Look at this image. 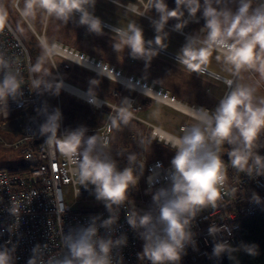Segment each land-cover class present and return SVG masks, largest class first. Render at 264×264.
Instances as JSON below:
<instances>
[{"label": "clouds", "instance_id": "9594fccd", "mask_svg": "<svg viewBox=\"0 0 264 264\" xmlns=\"http://www.w3.org/2000/svg\"><path fill=\"white\" fill-rule=\"evenodd\" d=\"M112 2L116 7L120 6L117 0ZM96 3L97 0H26L25 7L29 12L39 8L65 25L73 22L76 26L85 27L89 34L101 36L107 25L95 15ZM145 8V12L136 14L149 18L154 38L145 39L144 30L137 22L129 23L126 28L109 27L116 37L112 44L116 52L121 50L119 45H122L124 50H129L133 60H143L147 68L161 51L168 48L166 41L170 33L166 29L169 21H176L172 31L183 34L190 23L203 20L198 32L185 36V43L176 53L178 65L189 72L203 74L210 57L216 53V60L222 59L225 65L230 66L233 76L239 77L245 69H256L264 76V0L255 7L252 0H175L174 8H169L166 0H147ZM147 10L154 11L156 17L147 15ZM52 48H55L54 44ZM100 65L98 75L102 77ZM33 71H39V66ZM105 76L111 81L109 76ZM224 82L230 90L213 109H191L193 123L182 128L181 134L159 128L152 134V142L161 143L174 155L160 187H155V175L148 178L147 192L152 198L149 208L124 213L129 227L143 241L142 252L137 254L140 261L180 264L187 248H195V222L205 208L215 207L226 182L222 160L225 145L229 146L227 155L231 166L238 173H244L253 180L264 176V155L260 154L261 145L258 142L264 134V97L256 98V89L251 86L232 79ZM89 84L88 102L100 107L95 91L99 80L92 79ZM33 86L35 92L52 95H59L64 87L63 81L56 77L46 81L42 90L39 80H33ZM22 97L19 72L13 69L9 59L0 54V105L7 108L9 99L16 101ZM42 112L46 119L40 125V134L47 137L45 143L59 145L61 154L74 166L72 171L79 185L91 188L95 199L104 205L109 215L107 218L93 216L86 225L63 232V252L59 255L45 258L46 245L37 244L27 264H123L121 249L127 245V235H115L119 209L128 200L131 191L137 189L146 157L139 171H134L131 166L121 169L108 152L107 138L87 135L88 129L84 126L66 129L61 134V111L56 108L49 112L45 105ZM131 115L132 103L124 98L117 115L110 116L109 120L114 127L117 121L127 125ZM128 160L130 165L136 163V155H130ZM157 167L161 166L158 164ZM251 199L261 203L255 192ZM9 211L13 216L17 215L11 209ZM9 232L12 233L11 227ZM208 234L214 239L212 257L220 258L228 254L230 259H234L233 253L239 248H234L226 240H217L220 234L214 225L209 226ZM228 234H231L230 230ZM241 247L249 255L258 254L256 245ZM14 252L15 245L0 248V264H15Z\"/></svg>", "mask_w": 264, "mask_h": 264}, {"label": "built area", "instance_id": "2783aa9c", "mask_svg": "<svg viewBox=\"0 0 264 264\" xmlns=\"http://www.w3.org/2000/svg\"><path fill=\"white\" fill-rule=\"evenodd\" d=\"M257 1L262 2V0ZM0 18H2L0 54L9 59L13 69L19 72L23 92V97L19 100L9 99L7 108L0 105V146L20 149L21 152L17 159L21 161L25 169V171L17 172L0 169V248L4 246L12 248L15 245V264H27L32 255V249L37 244L46 245L45 258L50 255H59L63 252L61 241L63 232L67 233L70 228L86 225L93 216L107 218L109 213L104 205L95 199L91 188L85 189L79 185L72 171L74 166L69 164L61 154L59 145L54 142L45 143L47 137L40 134V125L45 122L46 117L42 112L41 95L35 92L36 89L33 86V80L36 78L30 53L1 10ZM40 41L46 49L58 80H63L61 70L70 67L71 64L79 66L85 64L82 67L98 74V66L102 63L100 65L102 76L107 75L123 87L135 91L134 95H125L119 89L113 92L121 102L124 98H128L132 103V115L127 125L117 121L114 127L109 120L110 116L117 115L120 104L101 99L100 107H96L103 113V119L95 130L98 136L107 138L108 150L112 148L113 143L117 144L116 141L114 142L116 136L119 143L134 140L133 134L136 128L134 123L147 127L150 140H152L154 130L158 128L179 135L139 115L142 104L138 100V94L165 103L188 118H191V109L201 107L183 103L171 95L169 90L158 87L134 74H124L121 68L103 62L74 47H69L70 45L63 42L53 41L46 44L41 38ZM53 44L55 48H52ZM56 57H61L63 62L58 64ZM87 62L91 65H87ZM203 74H211L224 81L233 80L208 67ZM57 101L58 109L63 117L59 97ZM190 124L189 120H185L179 128L181 130ZM131 127L134 128L131 129ZM66 129L64 119H62L59 131L62 134ZM137 132L140 133L139 130ZM129 133L132 134L131 137H128ZM8 136H11L10 140ZM258 142L261 145L260 154L264 155V141L259 137ZM120 147L122 148H119L120 150H127L124 146ZM228 151L229 146L225 145L222 160L226 169V182L220 191V198L215 207L205 208L197 218L193 228L196 233L195 248L191 246L187 248V254L182 257L180 264H223L228 254L220 258L211 256L214 239L208 234L209 226H216V231L220 234L216 237L217 240H226L233 247H240L243 244V237L240 233L242 221L264 210V176L253 180L244 173H238L231 166ZM141 159L143 163L145 159L143 153ZM170 161L162 157H155L148 161L137 189L131 191L128 200L119 209L120 218L115 235L119 236L122 233L127 235V245L121 249L123 264H148L146 260L140 261L138 258L137 254L143 249V241L129 227L124 213L137 208H149L152 198L147 192L148 178L155 175L157 181L155 187H160L164 183L163 176L170 166ZM158 164L161 167L158 168ZM64 185H71L73 198H66ZM253 192L259 195L261 203L257 204L252 201ZM9 209L17 215L13 216ZM10 227L12 233L9 232ZM228 230L231 232L230 235ZM101 234H103V229H101Z\"/></svg>", "mask_w": 264, "mask_h": 264}, {"label": "crops", "instance_id": "0c3cea01", "mask_svg": "<svg viewBox=\"0 0 264 264\" xmlns=\"http://www.w3.org/2000/svg\"><path fill=\"white\" fill-rule=\"evenodd\" d=\"M17 1H18L19 10L21 11V14L24 16V18L28 21V23L31 24V19H32V21H34L35 23L38 24V28H40L41 24L43 23L41 26V28H42L41 30H42V32H44V34H41L39 37L43 36L44 40L47 43H48V41H47L48 39H50L51 42L60 41V39L57 38L56 33L59 32L58 28H62V29L64 28V27H59V22L61 23V21H58L52 17L47 16L39 8H35L33 11L29 12L26 10V7H25L26 0H17ZM19 1L22 2L21 6L19 5ZM252 3H253V7H255V6H258V4L260 2L257 0H252ZM232 6L235 7L234 5H232ZM3 14H4V12H3ZM95 15H97L98 17L103 19V21H106V22L109 21L108 24L115 26L114 24H112V22L108 18H106L104 16L107 14H105L103 12L102 7H98V6L95 7ZM51 27L52 28L54 27L52 29L53 34L50 32ZM201 27L202 26L199 25L198 23H190L183 30L184 31L183 34L179 33L180 35L179 34L175 35L174 40H172L171 37L169 36L168 40L166 41V43L168 44V48L166 49V51H170V52L176 54L178 52V50L182 47V45L185 43V36L188 34L198 32ZM32 28L34 31H37L33 25H32ZM46 31L49 32L48 35L46 34ZM80 31H81V29H80ZM145 39H147V38H145ZM60 42H63V43L70 45L72 47H76V46H73V45H71L67 42H64V41H60ZM120 48H121V50L118 52L112 50V51H114V53H112L111 55L108 56L110 61L106 60V58L104 60V58L101 57L102 60H104L105 62H108L112 65H115L118 68H121L125 74H134V75L139 76L143 79H147V78H149L148 76H150V78L156 77L158 80H164V82H161V81L158 82L157 81V84L161 83V84H159L161 87L163 86V88L166 87V88L171 89L173 92L172 93L173 96L176 99L182 101L183 103H187L189 105L201 106V107H205L208 109H213L215 107V105L217 104V102L219 101V97H222L227 91L230 90L229 87L225 84L223 79H217L214 76L209 75V74H198V73L189 72L182 65L177 64L176 58H174L173 56H171L167 53H160L157 57L154 58L153 61H151L150 65H154V66H151L149 68L148 72L143 71L142 70V63H145V62L143 60H133L132 61L133 64L132 63L129 64L128 60H127V59H129V56H130L129 50L128 49L124 50L122 45L120 46ZM96 50H98V49L95 48V51ZM89 51L90 52H88V51H85V52H87L88 54H91V55L96 54L91 50H89ZM115 52L118 54L122 53V56L116 55ZM99 57L97 56V58H99ZM215 57H216V53H213L212 56L210 57L209 64L207 65V67L209 69H211L212 71H214L216 73L221 74L224 77L233 78L234 82H239V83H242V84H245V85H248V86L255 88L256 89L255 96L257 98L264 97V76H262L259 71H257L256 69H245V70H242L240 72L239 77H236V76L232 75V69L230 66L225 65L223 63L222 59L220 61H217ZM56 61L58 62V64H60L61 62H63V59L61 57H56ZM140 64H141V67H140ZM70 66H72L73 70L75 68H79V69L84 68V67L76 65V64H71ZM73 70H71V72H70V70L66 71V72H63V70H61L62 71L61 74L63 77L65 76V78H66V76H69L68 73L73 74L72 73ZM87 70H89V69H87ZM89 71H86V72H89ZM142 71L146 72L145 74H146V76L147 75L148 76L145 77V76L141 75L140 73H142ZM89 73L90 74L86 73L88 75L89 81L92 79L99 80V85L95 89V91L97 93V96L100 98L107 99L109 101L116 102V103L121 105L122 102L119 99H117L113 94V92L115 90H117V89L122 90V92L125 95H134L135 94V91H133L130 88H127V87L122 88L118 82L111 80L112 82L110 81L111 83H109V85L107 83L104 84V81L102 79L104 77L98 78L96 73L94 74V72H92V71ZM80 74H81L80 75L81 76L80 77V84H78L77 86H79L81 89L88 91L90 84L88 82V84H86V86H83L82 84L85 82L83 80H81V78L86 77V76H83L84 73H80ZM150 78L148 79L149 81H150ZM108 86H110V88H111L109 91H108ZM128 90L133 91L134 93L131 94L128 92ZM138 100L142 104H143V102L150 101L149 104L146 103V107L144 105L143 109H141L140 115L142 117H146V119L153 121V122H155V121L151 119L152 116L156 117V119L159 117H163V119H164V117H167V116L169 118H173L176 120H178V118H179V116H177L175 113L168 112L166 110L164 111V110L160 109L159 107H158L159 114H154L153 110L156 109L154 107L156 103L162 104V105L172 109L173 111H175L177 113L179 112V113L183 114L182 112L176 110L175 108H172L171 106L166 105L165 103H162L160 101L150 99V98L146 97L145 95L142 96L141 100L140 99H138ZM146 114L148 116H146ZM149 116L151 118H149ZM184 116L186 117V115H184ZM190 119L191 118H188V120L191 122ZM160 122L163 124H166V125H170L165 120L160 121ZM182 122L181 121L179 122V125L176 128L177 131L175 133H177L180 130L179 127H180ZM155 123H157V122H155ZM157 124H159V123H157ZM260 138L262 139V134H261ZM170 153L174 154L173 152H170ZM223 153L224 152L222 149V156H224ZM164 154L167 155L166 152H164Z\"/></svg>", "mask_w": 264, "mask_h": 264}, {"label": "rangeland", "instance_id": "374dc122", "mask_svg": "<svg viewBox=\"0 0 264 264\" xmlns=\"http://www.w3.org/2000/svg\"><path fill=\"white\" fill-rule=\"evenodd\" d=\"M117 2L120 4L119 7H116V5L112 2V0H97L96 6L102 7L103 12L105 14H107L104 16L106 18H108L112 22V24H114L115 26L126 28L129 23L137 22L142 26V28L144 30L145 38L153 39L155 36V32H154L153 27L151 26L149 18L148 17H140L138 14H136V12H145L146 11L145 5L147 3V0H117ZM21 3L22 2L19 1L20 6H21ZM0 8L2 9V10L1 9L0 10L2 12H4L7 20L10 22V24L14 28L17 29L16 23L20 25L19 26L20 30L19 31L17 30V31H18V33H20L21 37L24 39V42L26 40L32 39L34 41V44L37 45L45 53V56H46L45 60L49 61L48 59H50V58L46 52V49L44 48L42 42L40 41L41 37L39 38V36L41 34H44V32H42V30H41L42 29L41 26L43 23L41 24L40 28H38V24L35 23L34 21H32V19H31V24L37 30V31H34L32 28V25L30 23H28V21L21 14V11L19 10V7H18V1L17 0L16 1L15 0H0ZM147 15L152 16L153 18L156 17V13L154 11L152 12L151 10H147ZM175 23H176L175 20L169 21V25L166 29L167 31H169V33H170L169 36L171 37L172 40H174V37L176 34H179L175 31H172V26ZM198 24L201 26L203 25L201 23V20ZM59 27H64L63 29L58 28L59 32L56 33L57 38H59L60 41H64V42H67L73 46H76L77 48H79L82 51L90 52L89 50H91L97 54V55L95 54L93 56H96V57L100 56L99 58L102 57V58H104V60L106 58V60L110 61L108 56L111 55L112 53H114L115 50L112 49L113 48L112 44H113V42L116 41L115 34L112 33L111 28L104 26V35L97 36L95 34H89L85 27L76 26V24L73 22H70L68 25H65L63 22H61V23L59 22ZM53 28L51 27V29H50V32L52 34H53V31H52ZM80 29H81V31H80ZM46 34L48 35L49 32L46 31ZM25 38H28V39H25ZM47 41L49 44L51 43L50 39H48ZM25 43H27V42H25ZM120 46L121 45H119V47ZM95 48H97L98 50L95 51ZM112 50H114V51H112ZM160 53H164V52L161 51ZM120 54L116 53V55L122 56V53H120ZM127 60H128L129 64H131V63L133 64V62H132L133 59L130 56H129V59H127ZM45 65L47 68V66H48L47 63H45ZM151 66H154V65H150L146 68L145 63H142V70L148 72L149 68ZM140 67H141V64H140ZM32 68H33V66H32ZM35 68H36V66H35ZM86 71H89V70H87L86 68H80V69L75 68L72 71L73 74H77L79 77H81L80 72L84 73L83 76H86V77L81 78V80H83L85 82L82 84L83 86H86V84H88V82H89L88 75L86 73L90 74L89 72H91V71H89V72H86ZM143 71L140 74L147 77L148 75L146 76V74H145L146 72H143ZM33 72L35 75V71H33ZM36 74H37V71H36ZM96 75L98 78L103 77V76L100 77L98 74H96ZM37 76H38V74H37ZM148 77L150 78V76H148ZM35 78H36V75H35ZM149 78H147L145 80L149 81L148 80ZM64 79H66L65 76H64ZM102 79L104 81V84L107 83L109 85V83L112 82V81L110 82V80L106 77H104ZM157 81L158 82L159 81L164 82V80H158L156 77L155 78L151 77L149 82L154 83L158 87H161L159 85L161 83L157 84ZM110 89H111L110 86H108V91ZM164 89L169 90L171 95H173L172 94L173 92L171 89L166 88V87H164ZM128 92L131 94L134 93L133 91H129V90H128ZM40 95H41V99H42L43 108L45 105L47 106V108H49L51 105L50 94L48 92H45L43 94L40 93ZM55 96H56V101L59 97L60 103L61 104L64 103V107L66 106L68 97L69 98L75 97L79 100L82 99V98H80V97H78V96H76L70 92L64 91V90H61L60 96H58V95H55ZM142 96H143V94H138V99L141 100ZM220 98L221 97H219V99ZM81 101L86 102V103L88 102V101L83 100V99ZM149 102L150 101H146V103H148V104H149ZM143 107H144V105L142 104V109H143ZM145 107H146V105H145ZM154 107L157 109V110L156 109L153 110L154 114H159V111H158V107H159L160 109H162L164 111L166 110L168 112L175 113L177 116H179L178 120L173 119V118H169L168 116L164 117V119H163V117H159V118H157L158 119L157 120L156 117L152 116V118H151L149 116V118H151L155 122L159 123L160 125L152 121L153 123H155V124H157L163 128L165 127L170 131L176 132L177 131L176 128L179 125V122L180 121L184 122L185 120H188L187 116L185 117L183 114H181L179 112L177 113V112L173 111L172 109H170V108H168L162 104L156 103ZM139 115H140V113H139ZM146 116H148V115L146 114ZM143 118L146 119V117H143ZM164 120L166 122H168V124H170V125H166V124H163L160 122V121H164ZM190 120H191V123H193V120L192 119H190ZM134 125L136 127L134 134H133L134 140H128L127 142H123V143L120 142L119 143L117 136L115 137L114 142L115 141L117 142V145L119 148H121L120 146H124L127 150H129V149H132L133 147L134 148L138 147L139 151H140V157H141L142 153L146 157L145 167H146L147 162L154 159L155 157H162L164 160H168V159L171 160L172 156L174 155V154L170 153L172 151H170L169 149H166L164 146H162L159 143H156L155 141L152 142V140H150L148 138L147 127H145L141 124H138V123H134ZM132 128H134V127H131V129ZM137 130H139L141 134L139 132H137ZM177 133L181 134V130H179ZM128 135H129L128 137L132 136L131 133H129ZM8 137L10 140L11 136H8ZM113 146H114V143H113L112 147ZM20 152H21L20 149H14V148H8L6 146H0V163H4L5 161H10V163H13L17 159V156L20 155ZM164 152H166L167 155H165ZM141 164H142V159H141ZM140 165H139V167H137L136 171L140 170ZM63 189H64V193H65L67 199L73 198L74 194H73V191L71 190V185H64Z\"/></svg>", "mask_w": 264, "mask_h": 264}, {"label": "trees", "instance_id": "16d2710c", "mask_svg": "<svg viewBox=\"0 0 264 264\" xmlns=\"http://www.w3.org/2000/svg\"><path fill=\"white\" fill-rule=\"evenodd\" d=\"M166 3L169 5V8L175 7V0H166ZM201 23L203 24V20H201ZM19 26L20 25L16 23L17 29L14 28L17 33L20 30ZM18 35H20V33H18ZM22 40L24 42L23 38ZM25 42L24 44L31 54L30 57L33 69L35 68V66H39V71H37L38 76L36 74V71L35 75L36 80L40 81L42 89L46 81H51L53 77H56L58 79V77L54 71L50 59H48L49 61L45 60V53L37 45L34 44V41L30 39L26 40ZM45 63H47L48 65L47 68ZM62 70L63 72L69 70L71 72L73 68L72 66H70ZM68 75L69 76H66V80L76 85L80 84V77L77 74L68 73ZM49 94L51 105L48 110L49 112H51L53 109L58 108V106L56 96L52 95L51 93ZM143 105H146V102H143ZM61 106L63 110L64 124L67 129L74 130L80 126H84L88 129L87 135H97L95 129L103 119V113L100 110L96 109L93 105L82 102L75 97H68L66 106L64 107V103H62ZM262 139L264 141V134H262ZM108 152L111 157L117 162L118 167L121 169L131 166L134 168V171H136L137 167H139V165L141 164L140 151L138 147H133L129 150H120L118 145L114 144V146L110 150H108ZM132 154L136 155V163L130 165L128 157ZM0 169H6L9 172L25 171L19 159L15 160L13 163H10V161L0 163ZM240 233L243 237L242 245H256L258 254L249 255L242 249L241 246L234 247L239 248L240 250L233 253L234 259H230L229 256H227L223 264H264V210L244 219L241 223Z\"/></svg>", "mask_w": 264, "mask_h": 264}, {"label": "bare ground", "instance_id": "6f19581e", "mask_svg": "<svg viewBox=\"0 0 264 264\" xmlns=\"http://www.w3.org/2000/svg\"><path fill=\"white\" fill-rule=\"evenodd\" d=\"M104 23L107 25V26H109V27H114L113 25H111V24H108V22H106V21H104ZM20 36V35H19ZM21 38V37H20ZM22 39V38H21ZM41 40H43L46 44H47V42L44 40V37L43 36H41ZM23 41V40H22ZM69 47H72V46H69ZM75 49H77V50H80V49H78V48H76V47H74ZM80 51H82V50H80ZM82 52H84V53H86L85 51H82ZM88 54V53H87ZM175 54V53H174ZM91 55V54H90ZM93 56V55H92ZM93 57H95V56H93ZM97 58V57H96ZM98 59H100V58H98ZM100 60H102V59H100ZM103 62H105L104 60H102ZM106 63H108V62H106ZM108 64H110V63H108ZM87 65H91V63H89V62H87ZM110 65H112V64H110ZM115 66V65H114ZM91 70V69H90ZM124 73V72H123ZM125 74V73H124ZM63 81V85H64V87L62 88V90H64V91H67V92H70V93H72V94H74V95H76V96H78V97H80V98H82L83 100H86V101H88V99H87V96H86V94H87V91L86 90H84V89H81V88H79L78 86H76V85H73L72 83H70L68 80H66V79H63L62 80ZM120 86L122 87V88H126V87H123L121 84H120ZM128 88V87H127ZM98 97V96H97ZM147 97V96H146ZM101 99H103V98H100V97H98V100L100 101ZM154 100V99H153ZM178 105V104H177Z\"/></svg>", "mask_w": 264, "mask_h": 264}, {"label": "water", "instance_id": "95a60500", "mask_svg": "<svg viewBox=\"0 0 264 264\" xmlns=\"http://www.w3.org/2000/svg\"><path fill=\"white\" fill-rule=\"evenodd\" d=\"M165 52H166L167 54L173 56V57H174V56L176 57V54H174V53H172V52H170V51H166V50H165Z\"/></svg>", "mask_w": 264, "mask_h": 264}, {"label": "snow or ice", "instance_id": "6c2138e0", "mask_svg": "<svg viewBox=\"0 0 264 264\" xmlns=\"http://www.w3.org/2000/svg\"><path fill=\"white\" fill-rule=\"evenodd\" d=\"M0 23H2V18H0Z\"/></svg>", "mask_w": 264, "mask_h": 264}]
</instances>
